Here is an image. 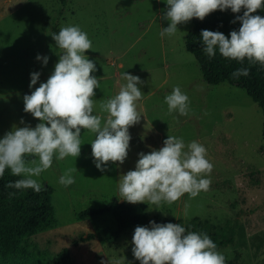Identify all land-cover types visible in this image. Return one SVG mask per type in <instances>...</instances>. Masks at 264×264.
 <instances>
[{
    "label": "rangeland",
    "instance_id": "1",
    "mask_svg": "<svg viewBox=\"0 0 264 264\" xmlns=\"http://www.w3.org/2000/svg\"><path fill=\"white\" fill-rule=\"evenodd\" d=\"M165 10L166 0H0V138L14 125L39 123L23 111V97L54 70L59 50L51 34L63 27L79 26L92 42L85 54L96 64L91 75L100 81L92 98L94 115L106 118L100 105L126 83L122 73L145 82L137 85L143 92L137 102L141 120L129 128L130 147L122 165L109 161L104 172L98 170L90 143L95 134L82 129L80 155L54 156L51 167L34 177L53 188L57 222L23 242L30 258L52 262L67 249L72 264H140L132 253L135 227L150 226L148 220H172L216 241L232 227V240L217 249L225 264H264V112L243 88L204 80L196 56L186 48L192 20L179 24L174 36L160 37L170 23L161 18ZM37 54L49 57L46 66ZM34 71L41 75L30 89ZM175 86L189 97L188 116L168 112L164 97ZM168 135L206 148L214 166L206 177L211 179L209 190L195 198L185 193L159 209L126 202L147 221L132 220L124 228L114 212L80 218L82 210L123 202L118 198L120 175L135 169L138 153L163 147ZM69 168H77L75 183L65 187L58 181Z\"/></svg>",
    "mask_w": 264,
    "mask_h": 264
},
{
    "label": "clouds",
    "instance_id": "2",
    "mask_svg": "<svg viewBox=\"0 0 264 264\" xmlns=\"http://www.w3.org/2000/svg\"><path fill=\"white\" fill-rule=\"evenodd\" d=\"M230 9L240 13L231 23L240 21L238 30L229 36L220 31L201 30L202 50L214 57L217 50L226 59L264 66V17L254 15L264 9V0H166V10L161 18L170 23L162 27L161 38L174 36L179 24H186L192 18L203 21L216 11ZM186 34V33H185ZM59 50L58 62L46 82H41L31 94L23 97L25 113H30L39 123L32 127L13 126L0 138V177L9 169L14 176H20L8 187L31 188L41 191V184L34 179L49 169L55 156L77 158L81 152V130L95 134L91 149L93 163L104 172L108 162L122 165L130 147L129 128L141 120L137 102L143 92L137 85L145 82L137 75L122 73L119 92L100 109L106 118L94 115V89L100 88V81L91 73L96 64L86 56L92 49V42L79 26H67L51 34ZM230 37V38H229ZM36 59L46 66L48 56L37 54ZM247 68L236 69L232 75L247 76ZM41 73H30L29 88L39 81ZM169 114L177 112L189 115V97L175 86L164 97ZM103 121V122H102ZM206 148L197 141L185 143L182 138L168 135L163 147L148 153H138L135 169L120 175L118 198L125 202L155 205H171L185 193L195 198L201 191L209 190L213 164L206 158ZM77 168L66 169L59 183L65 187L75 183L72 173ZM187 213H185L186 215ZM150 226H136L132 237V253L140 264H225V257L206 233L188 231L180 223H157ZM119 264V262H117Z\"/></svg>",
    "mask_w": 264,
    "mask_h": 264
},
{
    "label": "trees",
    "instance_id": "3",
    "mask_svg": "<svg viewBox=\"0 0 264 264\" xmlns=\"http://www.w3.org/2000/svg\"><path fill=\"white\" fill-rule=\"evenodd\" d=\"M66 4L67 0H60ZM240 13H233L230 9H219L210 13L201 21L192 18L193 26L186 36V48L192 52L201 67L203 78L209 84L217 85L227 81L232 85L243 88L247 94L259 104L264 112V66L259 63L251 64L246 59L243 63L224 58L217 50L214 57L209 58L202 50L201 30L220 31L229 36L232 30H238L240 21L231 23ZM254 15L264 17V9H258ZM230 38V37H229ZM239 68H247V76L234 77L232 73ZM262 136L264 138V123ZM14 176L9 169L0 177V264H72L69 250H63L56 260L50 262L37 257L30 258L27 247L23 242L31 235L52 227L56 222V211L52 202L53 188L47 184L41 186L40 192L33 189H16L8 187V183L21 179ZM116 214L120 228H124L130 221H147L133 214L132 207L126 202L114 200L102 208H88L79 213L82 219H92L107 213ZM153 221V220H148ZM157 223H168L172 220H154ZM195 231L193 228H187ZM196 232V231H195ZM232 240V227L226 237L220 241L213 240L217 249Z\"/></svg>",
    "mask_w": 264,
    "mask_h": 264
},
{
    "label": "water",
    "instance_id": "4",
    "mask_svg": "<svg viewBox=\"0 0 264 264\" xmlns=\"http://www.w3.org/2000/svg\"><path fill=\"white\" fill-rule=\"evenodd\" d=\"M45 185H47V184H45Z\"/></svg>",
    "mask_w": 264,
    "mask_h": 264
}]
</instances>
